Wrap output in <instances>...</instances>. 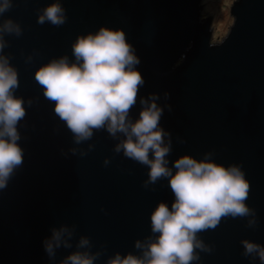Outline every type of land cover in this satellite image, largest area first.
<instances>
[{"label": "water", "instance_id": "water-1", "mask_svg": "<svg viewBox=\"0 0 264 264\" xmlns=\"http://www.w3.org/2000/svg\"><path fill=\"white\" fill-rule=\"evenodd\" d=\"M201 1L59 0L67 19L55 27L37 23L52 0H12L0 22L11 17L22 34L5 35L0 55L17 71L13 93L26 115L17 125L23 163L0 189V264H58L82 235L100 253L94 264H106L116 252L140 256L135 241L156 235L152 211L174 200L167 178L145 187L148 167L115 152L123 134L112 137L102 128L75 143L35 79L54 59L73 62L77 37L101 26L123 30L140 61L144 84L130 118L139 115L140 97L159 96L160 125L171 140L169 167L185 154L208 158L239 166L250 185L246 204L255 215L224 217L214 230L198 233L211 251L197 249L191 264H261L243 255L241 240L264 245V0H233L232 23L217 42ZM61 224L75 226L72 248L61 247L51 261L42 241Z\"/></svg>", "mask_w": 264, "mask_h": 264}, {"label": "clouds", "instance_id": "clouds-1", "mask_svg": "<svg viewBox=\"0 0 264 264\" xmlns=\"http://www.w3.org/2000/svg\"><path fill=\"white\" fill-rule=\"evenodd\" d=\"M11 7L12 0H2L0 17ZM66 19L59 0H52L39 12L37 23L59 27ZM21 34L18 22L4 18L0 22V51L7 43L5 35ZM72 52L73 62L67 56L54 59L37 69L35 79L43 87L45 98L54 101V111L66 123L75 143L90 140L93 131L102 128L112 137L123 134L115 152H123L125 157L148 167L145 187L167 178L174 194L171 207L160 202L151 213L155 238L135 241L134 247L142 255L116 252L106 264H191L199 259L197 249L211 251L198 233L214 230L224 217L255 215L246 204L250 185L239 166L226 167L212 159L198 160L185 154L169 167L171 140L160 125L163 107L157 103L158 94L140 97L139 115L130 118L144 79L136 68L139 58L123 30L101 26L95 33L78 36ZM18 86L16 69L8 57L0 55V189L7 187L14 170L23 163L17 125L26 111L22 98L13 93ZM255 223L248 221L249 226ZM74 232L75 226L67 224L50 229V235L42 241L49 260H56L61 247L72 248ZM241 244L244 256L258 257L264 264V245L249 239H242ZM91 247L90 239L80 236L76 250L58 264H94L100 253L91 252Z\"/></svg>", "mask_w": 264, "mask_h": 264}, {"label": "rangeland", "instance_id": "rangeland-1", "mask_svg": "<svg viewBox=\"0 0 264 264\" xmlns=\"http://www.w3.org/2000/svg\"><path fill=\"white\" fill-rule=\"evenodd\" d=\"M201 16H211L212 41L217 42L227 32L232 23L230 6L233 0H202Z\"/></svg>", "mask_w": 264, "mask_h": 264}]
</instances>
